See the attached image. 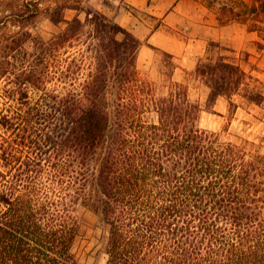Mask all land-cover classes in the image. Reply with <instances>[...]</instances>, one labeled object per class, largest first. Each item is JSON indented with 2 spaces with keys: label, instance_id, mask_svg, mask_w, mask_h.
Wrapping results in <instances>:
<instances>
[{
  "label": "trees",
  "instance_id": "obj_1",
  "mask_svg": "<svg viewBox=\"0 0 264 264\" xmlns=\"http://www.w3.org/2000/svg\"><path fill=\"white\" fill-rule=\"evenodd\" d=\"M87 1L0 0V264H77L79 208L106 231L104 264H264V152L229 131L261 81L209 40L181 80L147 43L171 66L157 84L141 39ZM203 1L264 41V0ZM41 16L64 25L43 38ZM219 96L227 121L202 126Z\"/></svg>",
  "mask_w": 264,
  "mask_h": 264
},
{
  "label": "rangeland",
  "instance_id": "obj_2",
  "mask_svg": "<svg viewBox=\"0 0 264 264\" xmlns=\"http://www.w3.org/2000/svg\"><path fill=\"white\" fill-rule=\"evenodd\" d=\"M245 1L250 2L251 0ZM101 2L102 0H92V3L90 0L87 1V3L92 5L93 7H95L93 4H100ZM75 14H78L80 17L83 16L82 11L76 12L69 9L65 12V17L70 18ZM131 14L136 18L134 19V26H131L129 29L136 36H138L139 39H141V45H143V50L138 51V67L149 79L159 84V69L164 68L168 70L171 68V66L165 64V67H163V56L155 52L147 44H145L146 34L154 27V25L158 23V21H156L153 17H150V15L143 10H134L133 12H131ZM109 18L112 19L111 17ZM139 22L145 23L146 27H142ZM63 25V22L55 24L48 18L41 16L35 21L31 22L29 28L33 33L39 34L43 38H48L52 34L56 33ZM188 27L189 25L187 22L186 26H183L179 30L177 29L172 31L184 34V32L188 33ZM165 29L171 31L168 28ZM255 34L256 38L250 40L248 45L253 49L255 48L257 52H261V50L264 48V41L258 36L257 33ZM220 43L227 45L223 42ZM234 50L238 62L247 72L251 73L253 77L258 78L261 81V86L263 87L264 91V61H262V56L253 54L251 57H249V52L247 51V49L241 48ZM196 60L197 59L192 61L191 67H187L185 65L186 59L173 56L171 61L178 65V67L174 70L173 78L178 80L183 79L185 76L184 70L188 71L192 69L196 63ZM186 79L191 85L193 94L196 95L201 93L196 81L189 80L188 76L186 77ZM233 100L236 102H240V97L234 96ZM227 119V108L222 114H220L219 112H203L200 124L210 129H220L222 125L227 121ZM229 131L232 135H240L249 140L255 141L257 144H259L261 151L264 152V100L259 105L238 107L235 110L232 120L229 123ZM77 215L79 218V230L71 246V252L74 256L75 261L77 262V264H104L106 260V254L104 252L106 231L102 223L100 222L99 217L92 211L85 208H79L77 211Z\"/></svg>",
  "mask_w": 264,
  "mask_h": 264
},
{
  "label": "crops",
  "instance_id": "obj_3",
  "mask_svg": "<svg viewBox=\"0 0 264 264\" xmlns=\"http://www.w3.org/2000/svg\"><path fill=\"white\" fill-rule=\"evenodd\" d=\"M90 1L92 3V0ZM102 2L93 5L127 28L134 26L136 18L127 10V6L143 10L153 16L159 21V27L149 30L145 44L149 43L175 57L186 59L187 67H191L193 60L205 54L209 40L223 42L233 49H247L249 57L253 54L261 55L264 61V48L257 52L248 45L250 40L256 38V32L248 30L245 24L239 22L222 24L217 19L215 11L207 7L203 0H102ZM187 22L188 33L184 32L181 35L172 31L181 29ZM139 23L146 27L145 23ZM142 50L143 45H140L139 51ZM214 107L220 114L224 113L227 99L223 96L217 97Z\"/></svg>",
  "mask_w": 264,
  "mask_h": 264
}]
</instances>
